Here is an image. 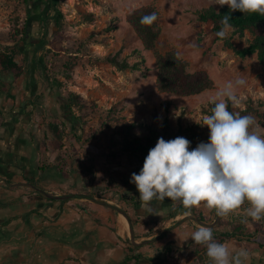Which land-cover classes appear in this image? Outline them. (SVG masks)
<instances>
[{
	"label": "rangeland",
	"instance_id": "1",
	"mask_svg": "<svg viewBox=\"0 0 264 264\" xmlns=\"http://www.w3.org/2000/svg\"><path fill=\"white\" fill-rule=\"evenodd\" d=\"M56 1V9L62 14L60 23L54 20L55 9H46L40 2L36 12L45 11L48 22L34 25L32 21L27 22L25 0H0V49L16 47V61L24 67L23 76L37 74L43 84L48 80L47 84H53L63 97L74 93L82 99L84 110L79 107L72 110L76 117L82 118L84 114L79 165L90 175L105 177L103 186H99L100 190H95L93 196L111 200L107 202L127 214L134 206L127 205L129 200L121 193L122 182L113 169H142L143 165L122 149L124 125L137 122L186 129L200 124L205 116L201 108L209 103V96L222 82L237 77H243L246 85L238 91L239 103L232 107L234 112L244 110L248 99L264 101V67L257 56H237L225 40L216 38L210 22L199 19L198 11L210 6L209 0ZM152 4L161 16L158 50L164 53L175 49L189 63V71L204 70L209 74L213 89L187 98L159 92L154 54L144 50L127 22L131 11ZM89 15L93 20H88ZM25 26L29 40L20 36ZM233 31L225 39L236 49L248 46L253 38L251 33L245 31L240 36ZM40 33L44 43L34 45L32 42L37 41ZM135 51L140 54L133 56ZM110 57H117L122 65L124 60L132 64L139 59H143L144 64L139 69H122L113 65L108 60ZM18 80L0 71V91L11 92ZM4 123L5 119H1L0 127ZM253 128L264 136V120ZM75 133L76 129L70 128L65 135L77 139ZM36 139H40L42 146L46 143L43 129L41 138ZM111 211L119 217L123 215ZM213 212L216 214L215 210ZM193 263L191 255L174 254L163 264Z\"/></svg>",
	"mask_w": 264,
	"mask_h": 264
},
{
	"label": "crops",
	"instance_id": "2",
	"mask_svg": "<svg viewBox=\"0 0 264 264\" xmlns=\"http://www.w3.org/2000/svg\"><path fill=\"white\" fill-rule=\"evenodd\" d=\"M47 82L28 74L8 91L10 96L0 92L5 112L0 128V264H118L127 258L163 264L174 254L194 257L197 244L185 237L198 225L211 227L213 236L245 225L248 234L227 242L249 253L245 264H264V218L246 217L247 202L219 222L214 209L203 206L185 217L186 209L170 198L150 202L153 212L148 213L130 182L131 174L141 170L135 168L113 169L127 205L134 206L128 212L130 222L87 198L111 201L93 196L105 177L80 167L82 140L65 135L76 129L71 112L63 95ZM42 129L47 137L43 146L36 139ZM49 194L73 198L55 200Z\"/></svg>",
	"mask_w": 264,
	"mask_h": 264
},
{
	"label": "clouds",
	"instance_id": "3",
	"mask_svg": "<svg viewBox=\"0 0 264 264\" xmlns=\"http://www.w3.org/2000/svg\"><path fill=\"white\" fill-rule=\"evenodd\" d=\"M209 5L229 8L220 22L221 30L215 33L220 39L233 30L231 12L264 16V0H209ZM156 20L153 12L143 16L140 23L151 26ZM245 85L246 80L237 77L222 82L209 96L214 107L201 123L209 129L207 143L201 142L190 151V141L184 137L168 141L161 137L149 150L139 174L132 173L130 179L145 211L153 212L150 202L170 198L186 209L185 217L192 215V208L201 206L214 209L218 217H227L247 202L246 217L254 221L264 218V136L254 130L252 115L229 111V102L233 106L239 103L238 91ZM189 238L206 247L212 264H245L249 258L245 249L216 242L211 227L198 225L185 240Z\"/></svg>",
	"mask_w": 264,
	"mask_h": 264
},
{
	"label": "trees",
	"instance_id": "4",
	"mask_svg": "<svg viewBox=\"0 0 264 264\" xmlns=\"http://www.w3.org/2000/svg\"><path fill=\"white\" fill-rule=\"evenodd\" d=\"M40 2L46 6V9H55L56 14L54 20L59 24L62 14L56 9V0H25V3L28 6V24H30V21H32L34 25L48 22L49 16L45 11L36 12L39 8L38 6ZM153 12L156 13L157 20L151 26L142 25L140 23L141 18ZM225 14H229V8L227 5H224L223 7L209 6L198 11L199 19L202 22H210L212 24V32L214 34L221 30L220 22ZM230 15L232 19L229 23L233 25L234 34L242 36L245 31H248L253 36L252 40L248 46L242 49H236L229 40L220 39L217 36L216 38L218 40H225L226 45L233 49L234 53L241 58L256 55L259 63L264 67V16L258 13L248 14L239 11L231 12ZM88 20H93V16L89 15ZM127 22L136 33L144 50L150 51L154 54L157 67V88L159 92L180 98H187L213 89L214 82L209 74L204 70L195 72L189 71V63L182 59L175 49L164 53H161L158 50L161 37V16L155 5L143 6L131 11L127 15ZM21 32L20 36L23 39L27 38V40H29L28 37L30 38V36H28V27L25 26ZM42 43L44 42L41 41V44ZM17 54L15 46L0 49V71L12 75L14 80L20 79L24 74V67L16 61ZM137 54H140V52L135 51L133 56H136ZM108 60L113 65L122 69L127 67L139 69L142 68L144 64L143 59H139L132 64L124 60L123 65L117 57H110ZM0 92L7 93V95L10 96L9 92L6 90ZM64 99L67 109L73 116H71L70 121L76 128V133L74 135L79 139L80 133L83 130L81 121L84 119V114L82 118H79L72 114V110L74 107H79L81 110H84V102L74 93H71L67 98L64 97ZM212 107H214V105L211 103L202 105L201 113L204 115H210ZM232 107V103L229 102V111L234 112ZM175 108L177 109V107ZM239 113L240 115H252L255 118L257 125L264 120V101L260 100L255 102L248 99L246 108L239 111ZM1 119H5V112L0 107V120ZM123 130V151L130 156H133V158L142 165L144 164L149 150L155 147L158 139L161 137L166 141L175 139L176 137H184L190 141L189 150L191 151L196 148L199 143L204 141L207 142L210 134L209 129L206 126H202L201 123L182 129L180 127L171 128L168 124L163 125V127H155L148 124L130 122L124 125ZM248 233L249 230L246 229L245 225H235L231 232L220 233L213 236V238L216 242L224 243ZM263 246L264 244L260 245L261 248ZM206 251L204 245L197 244L193 251V264H206L207 261L210 260ZM167 259L168 258H166V260ZM132 261L135 262L134 264L139 263L138 260L127 258L122 264H130Z\"/></svg>",
	"mask_w": 264,
	"mask_h": 264
},
{
	"label": "water",
	"instance_id": "5",
	"mask_svg": "<svg viewBox=\"0 0 264 264\" xmlns=\"http://www.w3.org/2000/svg\"><path fill=\"white\" fill-rule=\"evenodd\" d=\"M48 197L50 199H57V200H67V199H70V198H73V195H66V196H53V195H48ZM87 198L95 201L96 203L100 204V205H103L105 207H108L110 209H113V210H116L118 211L119 213H122L127 219L128 221L130 222V218H129V215L127 214V212L123 211L120 207L116 206V205H113V204H110L108 202H105V201H99V200H96L94 199V197L92 196H87ZM220 219V217L218 218V220ZM143 244H148V242H144ZM137 245V244H136Z\"/></svg>",
	"mask_w": 264,
	"mask_h": 264
},
{
	"label": "flooded vegetation",
	"instance_id": "6",
	"mask_svg": "<svg viewBox=\"0 0 264 264\" xmlns=\"http://www.w3.org/2000/svg\"><path fill=\"white\" fill-rule=\"evenodd\" d=\"M41 38H42V33H40V35H38L37 37V41L34 43L32 42L34 45H38L41 42ZM56 200V199H55Z\"/></svg>",
	"mask_w": 264,
	"mask_h": 264
}]
</instances>
